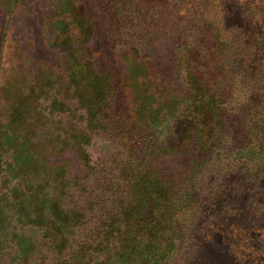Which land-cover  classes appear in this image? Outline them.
I'll list each match as a JSON object with an SVG mask.
<instances>
[{"label": "trees", "instance_id": "16d2710c", "mask_svg": "<svg viewBox=\"0 0 264 264\" xmlns=\"http://www.w3.org/2000/svg\"><path fill=\"white\" fill-rule=\"evenodd\" d=\"M99 1L30 0L60 60L24 83L0 122V264H195L185 255L196 232L235 213L208 185L264 172V0H101L119 18L109 27L92 10ZM22 3L0 0L7 27ZM155 8L188 20L182 70L175 43L163 54L160 30L143 21ZM106 29L109 56L93 45ZM153 136L143 153H117L111 174L93 154L107 141L134 153ZM95 204L110 209L89 233Z\"/></svg>", "mask_w": 264, "mask_h": 264}, {"label": "rangeland", "instance_id": "374dc122", "mask_svg": "<svg viewBox=\"0 0 264 264\" xmlns=\"http://www.w3.org/2000/svg\"><path fill=\"white\" fill-rule=\"evenodd\" d=\"M100 2L101 0L97 5L92 2V10L96 13L98 21L103 22L107 27L111 26L110 21L112 20L118 22L119 18H113L114 12H111V7L108 8L106 4H100ZM42 6L41 4H30V0H24V3L16 6L8 27L6 26L5 9H0V82L1 89H4L7 94L2 99L0 98V122L8 117L12 102L19 97L24 83L30 78L46 79L48 63L55 64L60 60L59 54L49 48V41L52 36L45 28L42 30L40 27L44 14ZM159 14H161V8H155L154 13H149V18L148 12L143 13V21L147 23L148 28L153 27L160 30L163 36L159 43L163 54H166L169 46L175 43L176 49L172 59L175 62L174 65L177 64L178 68L182 70L179 62L182 60L183 52L181 53L179 47L182 50L187 48L179 45H187L184 44L181 28L188 27V20L182 19L178 15L160 20ZM152 15L157 16L153 18ZM242 31L233 34L234 40L237 41L236 44L240 39L248 40L252 34L251 29ZM93 45L104 48L107 56H109L115 50L111 31L106 29L99 34ZM240 50L239 46L237 52ZM254 82L252 85L250 82L248 83L249 92L250 94L253 92L254 98H257L260 96L261 86L264 83L257 85ZM180 91L183 93L184 88L180 87ZM241 95H237L238 98ZM156 141L158 140L154 136L149 137L134 153L127 150L121 152L119 146L116 144L109 146L108 141L106 143L101 142L102 147L97 142L93 148V154L99 158L100 169L111 174L114 173L112 171L117 168L120 169L122 166L121 162L115 159L120 158L117 153H121L124 157L135 155L138 152L143 153L148 146H152ZM114 159L115 162H113ZM127 160L126 158L124 162ZM242 174L245 173L231 174L229 176H234L231 179L218 176L220 177L218 183L214 180L212 186L209 184L206 188L207 192L212 188L216 194V201L222 204V208L230 206L235 209V213L232 211L231 213L234 214L227 220L225 218L220 219L219 214L217 217L213 216L208 220L209 222H206V225H202L201 230L196 232L194 237L198 239V236H201L202 238L197 246L199 251L192 248L195 241L193 237L191 241L192 250L189 248L190 253L185 255V258L191 257L190 260H193V256H197L198 259L195 264H264V172L246 173L249 178L244 181L239 179ZM223 183L225 185H222ZM109 209L110 206L107 204H95L87 209L90 219L87 224L89 233L96 231L99 222L105 216L102 217V215ZM217 210L221 211V207L217 206L215 209H211V214H214L215 211L218 212ZM16 231L20 236L24 234L27 236L35 235L32 230L25 228H17ZM41 233L37 234L41 235ZM200 233L202 235H199Z\"/></svg>", "mask_w": 264, "mask_h": 264}]
</instances>
